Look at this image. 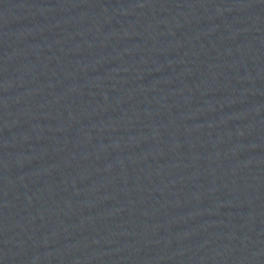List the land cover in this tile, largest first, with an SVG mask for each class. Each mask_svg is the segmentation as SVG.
<instances>
[{"label":"water","instance_id":"95a60500","mask_svg":"<svg viewBox=\"0 0 264 264\" xmlns=\"http://www.w3.org/2000/svg\"><path fill=\"white\" fill-rule=\"evenodd\" d=\"M0 264H264V0H0Z\"/></svg>","mask_w":264,"mask_h":264}]
</instances>
